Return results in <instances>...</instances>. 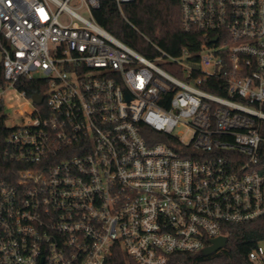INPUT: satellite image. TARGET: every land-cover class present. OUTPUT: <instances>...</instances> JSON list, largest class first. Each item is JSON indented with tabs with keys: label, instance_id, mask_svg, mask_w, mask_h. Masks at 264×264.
<instances>
[{
	"label": "built area",
	"instance_id": "obj_1",
	"mask_svg": "<svg viewBox=\"0 0 264 264\" xmlns=\"http://www.w3.org/2000/svg\"><path fill=\"white\" fill-rule=\"evenodd\" d=\"M105 1L0 0V104L34 105L8 138L0 264H182L264 220V0H179L203 37L179 56L113 36ZM262 243L240 264H264Z\"/></svg>",
	"mask_w": 264,
	"mask_h": 264
},
{
	"label": "trees",
	"instance_id": "obj_2",
	"mask_svg": "<svg viewBox=\"0 0 264 264\" xmlns=\"http://www.w3.org/2000/svg\"><path fill=\"white\" fill-rule=\"evenodd\" d=\"M123 14L114 1L107 0L94 11V20L113 36L145 55L150 52L147 40L157 43L174 56H179L183 49L193 53L200 52L202 34L186 31L183 28L179 0H135L123 5ZM167 69L174 72L171 68ZM41 83L42 80L35 79L23 85L21 83V88L31 96L35 92H45L46 89ZM3 84L0 71V85ZM205 88L224 95L208 85ZM7 119L5 105L0 104V179L10 180L15 178V173L21 165L12 161L7 154L8 138L14 130V127L7 124ZM262 135L264 136V124ZM147 141L152 142L148 137ZM260 157L264 165V143L261 145ZM262 239H264V220L245 225H230L229 241L225 250L211 256L184 255L181 257L184 259L182 264H226L225 261L229 257L233 259V264H240Z\"/></svg>",
	"mask_w": 264,
	"mask_h": 264
},
{
	"label": "rangeland",
	"instance_id": "obj_3",
	"mask_svg": "<svg viewBox=\"0 0 264 264\" xmlns=\"http://www.w3.org/2000/svg\"><path fill=\"white\" fill-rule=\"evenodd\" d=\"M80 12L86 15V10ZM1 60V55H0ZM5 114L7 115V124L11 127L20 126L27 121L29 114L33 111L34 105L28 98H24L12 89H9L4 96ZM188 139V138H187ZM264 246V243H262Z\"/></svg>",
	"mask_w": 264,
	"mask_h": 264
},
{
	"label": "water",
	"instance_id": "obj_4",
	"mask_svg": "<svg viewBox=\"0 0 264 264\" xmlns=\"http://www.w3.org/2000/svg\"><path fill=\"white\" fill-rule=\"evenodd\" d=\"M31 98H32L33 102L37 105H41L43 103V97L41 95H39L38 93L33 94L31 96ZM226 241H227V239L225 237L215 239L213 241V245L204 250V254L209 255V254L215 252L216 250L223 247L226 244Z\"/></svg>",
	"mask_w": 264,
	"mask_h": 264
}]
</instances>
